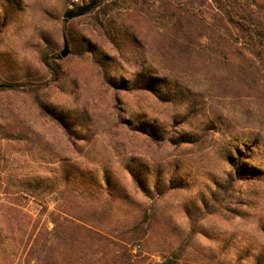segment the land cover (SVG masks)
<instances>
[{
  "label": "rangeland",
  "instance_id": "obj_1",
  "mask_svg": "<svg viewBox=\"0 0 264 264\" xmlns=\"http://www.w3.org/2000/svg\"><path fill=\"white\" fill-rule=\"evenodd\" d=\"M0 84V264H264V0H0Z\"/></svg>",
  "mask_w": 264,
  "mask_h": 264
},
{
  "label": "water",
  "instance_id": "obj_2",
  "mask_svg": "<svg viewBox=\"0 0 264 264\" xmlns=\"http://www.w3.org/2000/svg\"><path fill=\"white\" fill-rule=\"evenodd\" d=\"M89 8H90V5H86V6H81V7L77 8L76 10H69L64 14V17L68 18V19L78 17V16L84 14ZM67 52H68L67 41L64 40V48L60 52V54H61V56H65L67 54ZM0 86H1V84H0Z\"/></svg>",
  "mask_w": 264,
  "mask_h": 264
},
{
  "label": "trees",
  "instance_id": "obj_3",
  "mask_svg": "<svg viewBox=\"0 0 264 264\" xmlns=\"http://www.w3.org/2000/svg\"><path fill=\"white\" fill-rule=\"evenodd\" d=\"M3 85L1 84V86L0 87H2ZM12 87H17L16 85H13ZM73 217L72 216H70V217H65L64 218V221L66 222V223H70V224H74V220L72 219ZM88 232L89 231H91V230H87ZM99 236H101V238H105L104 236H102V235H100L99 234ZM39 258V257H38ZM60 264H76V262L74 261V260H63V261H61L60 262ZM86 264H100L99 263V261L97 260V261H94V260H90L88 263H86ZM161 264H172V261L171 260H167V261H165V262H162Z\"/></svg>",
  "mask_w": 264,
  "mask_h": 264
}]
</instances>
